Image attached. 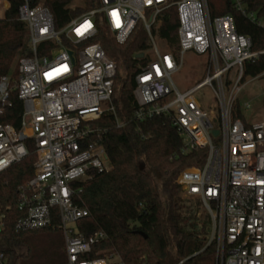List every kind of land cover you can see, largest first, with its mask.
<instances>
[{
  "label": "built area",
  "instance_id": "2783aa9c",
  "mask_svg": "<svg viewBox=\"0 0 264 264\" xmlns=\"http://www.w3.org/2000/svg\"><path fill=\"white\" fill-rule=\"evenodd\" d=\"M43 1L21 0L18 7L29 52L17 61L13 88L22 106L20 126L0 124V174L25 158L29 148L36 158L33 176L19 188L24 216L14 229H47L56 219L64 236L65 260L59 264H122L118 258H85L105 235L85 237L76 231L87 210L74 201L82 190L75 184L111 168L102 144L108 129L99 121L115 115L117 66L91 40L101 24L119 45L139 29L147 48L137 54L152 56L134 77V118L166 116L181 138L183 154L206 151L202 166L182 169L177 184L208 214L215 264H264V121L232 117L243 63L259 53L236 31L232 16L210 17L207 0H97L96 7L56 29ZM246 1L230 0L236 11L264 27V19L246 12ZM171 8L177 15L178 49L161 52L151 30ZM7 9L8 2L0 0V19ZM189 51L206 58V76L180 93L171 77ZM10 85V76L0 78V114L11 105ZM205 86L212 90L216 112L203 110L194 97ZM122 126L115 122L116 128ZM0 264H7L2 254Z\"/></svg>",
  "mask_w": 264,
  "mask_h": 264
},
{
  "label": "trees",
  "instance_id": "16d2710c",
  "mask_svg": "<svg viewBox=\"0 0 264 264\" xmlns=\"http://www.w3.org/2000/svg\"><path fill=\"white\" fill-rule=\"evenodd\" d=\"M6 1L8 9L4 19H0V78L13 79L16 59L29 56V52L25 24L17 17L21 0ZM73 1H43L56 29L98 5L97 0H82L75 8L70 5ZM207 6L212 18L231 15L236 31L249 38L252 52L259 53L243 63L241 82L258 78L264 85V27L236 11L230 0H207ZM245 10L257 20L264 19V0H247ZM160 20L152 28V36L165 51L176 52L175 9L163 12ZM91 42L99 43L116 63L117 75L112 98L115 115H106L99 121L100 126L108 129L102 144L111 168L94 172L84 182L75 184L82 190L74 201L87 210V216L76 222V231L85 237L98 232L105 235L85 258L110 261L117 256L122 264H215L216 249L215 243L209 242L208 214L185 207L177 184L182 169L202 166L206 151L198 148L183 154L181 138L166 116L144 121L134 118V77L148 62L145 57L136 58L138 52L147 48L145 34L136 29L119 45L101 24ZM9 101L10 107L0 114V124L18 129L22 106L12 88ZM232 117L245 122L237 99ZM116 121L123 126L116 128ZM35 161L29 148L25 158L0 174V254L7 264H59L65 260L62 242L45 235L58 231V220L47 229H14L17 220L24 216V210L19 208V188L33 176Z\"/></svg>",
  "mask_w": 264,
  "mask_h": 264
},
{
  "label": "rangeland",
  "instance_id": "374dc122",
  "mask_svg": "<svg viewBox=\"0 0 264 264\" xmlns=\"http://www.w3.org/2000/svg\"><path fill=\"white\" fill-rule=\"evenodd\" d=\"M81 2L82 0H74L70 5L77 8ZM156 44L161 52L165 51L160 42L157 41ZM151 56L152 55L150 52L145 53V58L148 61H150ZM18 59H16L13 66V70H15L16 75L13 79L11 78L12 84L10 85V88L12 89L15 87V84L17 82ZM206 70V58L203 56H197L189 51L184 54L183 64L181 68L172 75L171 79L176 89L180 93H183L192 88L198 81H201L206 76ZM194 97L203 110H213L216 112L217 103L210 87L205 86L202 89L198 90L194 93ZM170 99H172V96L170 97ZM236 99L239 104L241 113L248 123L257 122L260 120L264 121V85L261 79H246V81L241 85V89L238 92ZM246 105L248 106V108H246ZM181 198L185 207L192 209L197 208L200 214L204 212V209L202 208L198 199L186 198L182 195V193ZM45 235L52 237L54 240L56 239L57 243L62 242L64 247V236L62 231L58 230L56 232H46ZM63 255H65L64 252ZM116 258L118 257L113 256L112 259L114 261H117Z\"/></svg>",
  "mask_w": 264,
  "mask_h": 264
},
{
  "label": "water",
  "instance_id": "95a60500",
  "mask_svg": "<svg viewBox=\"0 0 264 264\" xmlns=\"http://www.w3.org/2000/svg\"><path fill=\"white\" fill-rule=\"evenodd\" d=\"M142 57H143L142 54H137V55H136V58H138V59H139V58H142ZM211 133H212L213 136H216V135H217V130H213V131H211Z\"/></svg>",
  "mask_w": 264,
  "mask_h": 264
}]
</instances>
